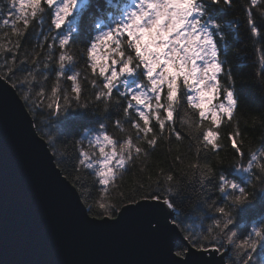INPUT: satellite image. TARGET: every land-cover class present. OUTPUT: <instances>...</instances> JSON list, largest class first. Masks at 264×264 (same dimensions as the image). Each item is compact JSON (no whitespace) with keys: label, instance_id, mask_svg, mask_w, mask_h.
Segmentation results:
<instances>
[{"label":"snow or ice","instance_id":"snow-or-ice-1","mask_svg":"<svg viewBox=\"0 0 264 264\" xmlns=\"http://www.w3.org/2000/svg\"><path fill=\"white\" fill-rule=\"evenodd\" d=\"M225 15L231 16L227 24L243 28L254 51L264 53V0H4L0 5V30L7 29L0 36V84L16 89L33 116L45 110L42 120L72 109L85 112L69 120L89 119L95 105L94 113L122 134L97 120L95 130L88 129L87 147L83 141L73 145L75 174L69 175L93 215L89 220L81 209L85 220L118 224L128 215L139 217L149 235L164 239L167 264H264V146L245 148L236 121L239 96L221 48L229 39ZM34 24L39 28L34 35L43 42L29 52L24 41ZM77 42L82 47L74 48ZM78 55L83 68L77 67ZM259 64L264 66V54ZM221 127L231 128L226 144ZM46 138L55 145V137ZM173 138L177 145L187 139L194 158L184 168L157 164L153 179L151 153L163 141L171 154ZM225 149L232 152L227 169L220 157ZM177 153L172 159L184 164L179 148ZM138 161L143 175L125 190L124 177ZM88 175L100 186L94 201ZM191 185H199L192 188L198 225L179 217L180 198Z\"/></svg>","mask_w":264,"mask_h":264},{"label":"water","instance_id":"water-1","mask_svg":"<svg viewBox=\"0 0 264 264\" xmlns=\"http://www.w3.org/2000/svg\"><path fill=\"white\" fill-rule=\"evenodd\" d=\"M81 209L93 219L17 92L0 84V264H167L164 239L139 217L89 222Z\"/></svg>","mask_w":264,"mask_h":264},{"label":"trees","instance_id":"trees-1","mask_svg":"<svg viewBox=\"0 0 264 264\" xmlns=\"http://www.w3.org/2000/svg\"><path fill=\"white\" fill-rule=\"evenodd\" d=\"M3 2L4 0H0V5H3ZM239 2L244 3V0H239ZM229 19H231L230 15L224 16V27L229 33V39L221 44V48L225 51L229 66L232 68L233 75L235 77V87L237 95L239 96V107L236 113V121L239 122L240 129L244 134L245 148L251 146L253 149L259 150L262 146H264L262 145V140H264V80H262L264 66L259 64V57L264 53L254 51V46L251 40H249L245 35L243 28L241 27L240 30H237L236 27L230 26L226 23ZM4 31H7V29L0 30V36L3 35ZM34 31H39L38 26L35 24L33 25V28L29 30V34L24 41L25 48L29 52H31L35 45L43 42V38L34 35ZM73 47L80 48L82 45L77 42V44ZM237 50H239V55L236 54ZM77 60V67L83 68V61L80 59L79 55L77 56ZM48 83L50 86L51 80ZM64 86H70V82H65ZM85 87L86 92H90L88 86L86 85ZM14 90L19 95V92L16 89ZM22 102L32 118L34 129L37 134L44 139L53 154L56 166L61 171L62 175L65 178L67 177L66 179L76 188L78 194L80 195V192L78 191L79 185H74L72 179V175L75 174L73 173V164L74 157L76 155L73 150V145L78 141H83L85 147H87L88 129L95 130L97 127V120L103 121L107 124L108 130L114 135L119 137L122 134L112 127L109 119H106L103 115L94 113L93 109H95V105H92L88 110L89 119L69 120V116L75 115L77 112H85L83 109H72L69 110V113L62 114L60 118L52 117L50 121H45L41 119L42 115L47 114L45 110L38 109L36 116H33V114L29 111V108L25 105V102L23 100ZM125 127H127V124ZM176 127L179 129L180 124L177 123ZM230 130V127H221L220 131L224 136V139L221 141L222 144H226L228 142L227 134ZM48 134L55 137L56 143L54 146L48 144L46 138ZM188 144L189 142L186 139L182 144L177 145L173 138V143L171 145L172 152L169 154V145L162 141L157 150L151 153V159L148 161L149 172L153 176V179L156 178L157 164L166 169L174 164L177 168H184L185 165L194 158L192 151L189 150ZM177 148H179V154L184 158V164H176V162L172 159L173 156L178 154ZM61 151L65 152L64 156L59 154ZM220 157L224 160L222 167L227 169L229 162L232 159V152L225 149L220 152ZM201 162L203 163V157L201 158ZM142 166V162L138 161L136 165L130 168L129 173L125 175L122 183V187L125 190L135 179L143 175L139 172V168ZM65 169L67 171H65ZM69 173H72V175H69ZM85 174H87V172H85ZM92 179V176L88 175L87 182L90 187H93L91 200L94 201L100 195V186H93ZM193 187L198 189L199 185L189 186L188 190L180 198L181 203L179 217L187 225H198L200 223L197 212L193 211V207L197 203L195 201V197L192 195ZM115 195L116 193L113 192L112 196L115 197ZM81 200L83 202L82 198ZM90 216L93 217V215ZM204 222L207 223V220Z\"/></svg>","mask_w":264,"mask_h":264}]
</instances>
